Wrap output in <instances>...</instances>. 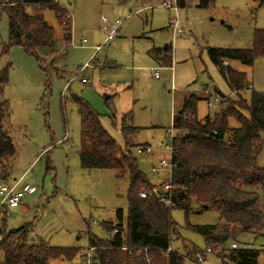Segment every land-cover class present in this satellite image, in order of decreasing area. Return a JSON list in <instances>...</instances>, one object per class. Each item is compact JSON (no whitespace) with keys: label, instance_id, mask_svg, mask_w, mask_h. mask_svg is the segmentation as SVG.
<instances>
[{"label":"rangeland","instance_id":"obj_1","mask_svg":"<svg viewBox=\"0 0 264 264\" xmlns=\"http://www.w3.org/2000/svg\"><path fill=\"white\" fill-rule=\"evenodd\" d=\"M57 1L71 14V39L64 42L63 27L54 12L45 9L43 17L53 27L57 51L50 58L39 51L38 59L20 45L2 52L8 41V21L0 4V71H8L7 82L0 85V100L8 105L5 128L14 147L13 154L0 162V180L18 181V188H34L22 201L26 210L21 205L9 209L0 227L6 232L24 224L29 241L82 250L89 247L90 236L105 240L114 234L106 223H117V208L123 210L125 225L129 180L126 169L117 177L119 170L80 167V117L72 96L83 98L99 115L118 149L126 146L122 124L137 128L127 137V144L150 184L159 186L166 174L152 173L150 168L167 154L164 146L170 142L172 113L179 110L182 98L190 93L200 97L199 119L219 109L216 104L208 105L209 96L202 93L205 85L237 100L206 48L249 47L254 30L264 28V0H213L207 7H198L199 0H184L185 7L176 11L161 6L162 0ZM26 11L32 13L33 8ZM172 18L183 28L181 33L172 31ZM116 21V34L105 40L107 24ZM82 38L86 39L83 45ZM167 45L171 46L170 66L153 57L154 52L163 56ZM228 63L246 74L254 91H264V56L251 65L238 60ZM154 69L159 77L154 76ZM248 96V91L240 93L242 98ZM228 126L237 127L238 122L229 118ZM145 142L151 153H138L136 147ZM46 158L52 171L45 170ZM258 165L264 166V149ZM171 216L177 227L171 246L181 253L185 248L204 251L203 237L186 225L216 223L218 213L205 210L185 216L183 210L172 209ZM232 242L236 240L225 248ZM236 243L237 247L263 249L264 231L259 235L243 232ZM216 253L212 248L200 264H221ZM80 256L51 264H76ZM189 258L183 264H195ZM258 263L264 264L262 255Z\"/></svg>","mask_w":264,"mask_h":264},{"label":"trees","instance_id":"obj_2","mask_svg":"<svg viewBox=\"0 0 264 264\" xmlns=\"http://www.w3.org/2000/svg\"><path fill=\"white\" fill-rule=\"evenodd\" d=\"M212 1L199 0L198 7H207ZM178 6L185 7V1L178 0ZM1 7L8 21V41L2 48L3 53L12 45H20L37 59L39 51L47 58L56 54L53 27L43 17L45 9H51L63 27L64 42L67 44L71 39V16L67 17L69 11L57 0H11ZM27 7H32L33 12L28 13ZM170 48L169 45L164 48L163 56L154 52V59L170 66ZM206 50L237 100L222 95L219 109L199 119L197 101L200 97L190 93L182 98L179 110L172 116L169 204L155 196L141 198L138 195L140 191H149L153 185L139 169L131 154V145L127 144V137L137 128L128 129L122 124L120 132L126 146L124 150L118 149L115 139L101 125L99 115L83 98L72 96L80 117L77 148L80 167L119 170L117 177L126 169L129 180L125 225L123 210L117 208V223L114 226L106 223L108 231L114 234L105 240L89 237V247H95L92 264H183L187 256L195 262L196 252L204 253L207 248L211 253L212 248L217 251L221 264H259L258 257H264V248H225L230 241L237 242L243 232L259 235L264 231V166L258 165L264 149V91L250 89L246 74L228 63L238 60L251 65L257 57L264 56V28L254 30L252 43L247 48L207 47ZM7 72V68L0 71V85L7 82ZM242 91L249 92L248 99L240 97ZM8 116L7 102L0 100V162L14 151L5 128ZM229 118L235 119L238 126L229 127ZM45 170H53L48 158ZM172 209L183 210L185 216L205 210L218 213L216 223L186 225L203 237L204 251L185 248V253H181L174 249L162 255L177 231ZM8 210L4 207L0 226L5 225ZM26 233L24 224L6 232L0 227V264H51L62 260L70 262L79 256L80 250L76 247L29 241ZM123 246L127 249H121ZM142 247H147V253L139 250ZM220 248L227 253H219ZM146 254L151 257L149 263L145 260Z\"/></svg>","mask_w":264,"mask_h":264},{"label":"built area","instance_id":"obj_3","mask_svg":"<svg viewBox=\"0 0 264 264\" xmlns=\"http://www.w3.org/2000/svg\"><path fill=\"white\" fill-rule=\"evenodd\" d=\"M3 5V3H0ZM161 6L168 8V9H173L177 10L179 8L178 6V0H162L160 3ZM70 17L71 14L68 13L67 17ZM119 23L116 21L113 24H107L106 30H107V36L106 40L112 39L114 35L116 34V31L118 29ZM170 26L172 28V31L174 34L181 33L183 31V28H180L177 26V20L175 18H172L170 21ZM86 43V39L82 38L81 39V45ZM100 45H96L93 47L94 52L99 50ZM154 76L159 77L158 74V69H154ZM84 82L85 79H82ZM202 93L208 95L209 97L207 98L208 105L216 104L219 106L221 100L224 98L219 92L216 90L209 88L208 86H204L202 89ZM174 112L172 113L173 116ZM170 142L167 143L164 146V149L167 150V154L165 156L160 157V160L157 165H152L150 168V171L152 173H158L160 171L165 172L166 177L161 183H159V186H152V188L149 191H140L139 192V197L141 198H146L149 196H155L159 200L169 204L170 203V195H171V171H172V161H171V155L173 151V146H172V138L174 136V131L172 129V124L170 128ZM136 150L138 153L141 154H149L151 153L152 149L150 145H141L139 147H136ZM16 181L14 184H9L3 180H0V218L3 216L4 213V207H7L9 209L17 208L22 204L23 198L26 196L27 192L32 193L34 191L33 187L28 188L27 186L23 188H18ZM28 189V190H26ZM237 244L236 242H232L230 244V248H236ZM121 249H127V247L123 246ZM95 247H88L87 249H82L79 251L80 256V261L78 264H92V254L94 253ZM139 250L144 251L147 253V247H142L139 248ZM174 248L169 244V246L162 251V255H166L167 253L173 251ZM206 253H211V250L207 248L204 253L202 252H196V259H195V264H200L204 259H205V254ZM150 256L147 254L145 255V260L147 263L150 261ZM194 262V261H193Z\"/></svg>","mask_w":264,"mask_h":264},{"label":"crops","instance_id":"obj_4","mask_svg":"<svg viewBox=\"0 0 264 264\" xmlns=\"http://www.w3.org/2000/svg\"><path fill=\"white\" fill-rule=\"evenodd\" d=\"M67 9V8H66ZM68 10V9H67ZM71 22H72V20H71ZM107 36V35H106ZM105 40H106V38H105ZM207 86V85H206ZM209 87V86H208ZM250 87H251V89H252V85H250ZM137 144V143H136ZM139 145H141V144H139ZM142 145H150V144H148V143H146L145 142V144H142ZM163 181V180H162ZM152 183H154V182H152ZM159 183H161V181L159 182ZM158 183V184H159ZM24 199V198H23ZM21 209H22V211H25L26 210V206L24 205V204H21Z\"/></svg>","mask_w":264,"mask_h":264}]
</instances>
